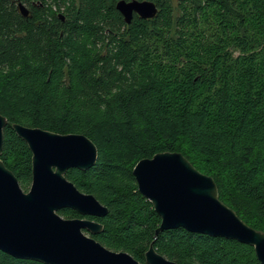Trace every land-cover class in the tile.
Returning a JSON list of instances; mask_svg holds the SVG:
<instances>
[{"label":"trees","instance_id":"obj_1","mask_svg":"<svg viewBox=\"0 0 264 264\" xmlns=\"http://www.w3.org/2000/svg\"><path fill=\"white\" fill-rule=\"evenodd\" d=\"M153 1L152 17L126 22L117 0H0V158L27 190L32 153L11 123L84 133L96 161L65 175L107 206L95 216L102 244L144 264L150 243L180 264H262L234 238L155 233L160 216L132 167L179 151L264 231V0ZM0 264L48 263L0 250Z\"/></svg>","mask_w":264,"mask_h":264},{"label":"water","instance_id":"obj_2","mask_svg":"<svg viewBox=\"0 0 264 264\" xmlns=\"http://www.w3.org/2000/svg\"><path fill=\"white\" fill-rule=\"evenodd\" d=\"M26 15L27 7L19 2ZM126 22L134 13L152 17L153 0H117ZM7 118L0 113V154ZM11 127L31 150V182L24 190L0 158V250L48 264H144L125 250H114L87 234L102 224L81 217H64L69 207L83 215L102 216L107 206L80 190L66 177L70 167L86 169L97 158L95 143L81 132H56L12 122ZM137 188L160 216L155 233L181 226L190 231L234 238L253 246L264 264V231L247 224L218 196L213 177L197 169L179 151H158L132 167ZM146 264H180L149 244Z\"/></svg>","mask_w":264,"mask_h":264},{"label":"flooded vegetation","instance_id":"obj_3","mask_svg":"<svg viewBox=\"0 0 264 264\" xmlns=\"http://www.w3.org/2000/svg\"><path fill=\"white\" fill-rule=\"evenodd\" d=\"M62 209V208H61ZM58 212L60 213V211L58 210ZM79 213V212H78ZM61 214V213H60ZM80 214V213H79ZM62 215V214H61ZM63 216V215H62ZM64 217H69V216H64ZM70 217H81V218H89V219H92V220H95V221H98L96 218H95V215H83V214H80V215H74V216H70ZM100 222V221H98ZM101 223V222H100ZM102 224V223H101ZM87 234L93 236L95 233L97 232H94V233H90L88 232L87 230L85 231ZM94 237V236H93ZM95 238V237H94Z\"/></svg>","mask_w":264,"mask_h":264}]
</instances>
